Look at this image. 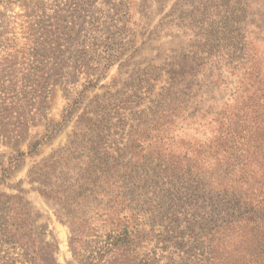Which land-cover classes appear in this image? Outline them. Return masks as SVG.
I'll return each instance as SVG.
<instances>
[{"label":"rangeland","instance_id":"obj_1","mask_svg":"<svg viewBox=\"0 0 264 264\" xmlns=\"http://www.w3.org/2000/svg\"><path fill=\"white\" fill-rule=\"evenodd\" d=\"M0 264H264V0H0Z\"/></svg>","mask_w":264,"mask_h":264}]
</instances>
